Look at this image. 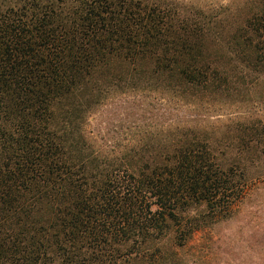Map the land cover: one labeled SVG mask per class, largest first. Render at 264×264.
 <instances>
[{
  "label": "trees",
  "instance_id": "obj_1",
  "mask_svg": "<svg viewBox=\"0 0 264 264\" xmlns=\"http://www.w3.org/2000/svg\"><path fill=\"white\" fill-rule=\"evenodd\" d=\"M166 10L0 0V264H120L169 241L183 248L246 196L243 161L264 157L259 117L221 138L175 119L155 143L141 131L113 150L87 131L116 94L214 100L264 74V0L190 27Z\"/></svg>",
  "mask_w": 264,
  "mask_h": 264
},
{
  "label": "rangeland",
  "instance_id": "obj_2",
  "mask_svg": "<svg viewBox=\"0 0 264 264\" xmlns=\"http://www.w3.org/2000/svg\"><path fill=\"white\" fill-rule=\"evenodd\" d=\"M149 1L165 7V12L175 19V25L182 23L180 25L190 27L202 22V16L218 13L221 7L232 11L250 0ZM243 77L244 80H237L230 96L219 95L214 100L178 102L152 89L113 95L90 117L87 131L110 150L127 145L141 131L148 134L146 142L155 143L156 131L167 135L175 119H179L181 125L185 123L197 129L214 127L219 129L215 135L224 137L226 127L234 129L233 125L247 116L264 121V74L250 73ZM243 162L250 185L230 216L195 231L183 248L178 249L169 241L159 244L158 252L131 256L120 264H264V157L256 162Z\"/></svg>",
  "mask_w": 264,
  "mask_h": 264
}]
</instances>
